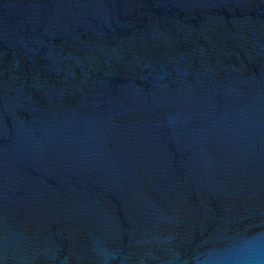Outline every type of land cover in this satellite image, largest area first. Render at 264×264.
Returning <instances> with one entry per match:
<instances>
[{
	"label": "water",
	"instance_id": "obj_1",
	"mask_svg": "<svg viewBox=\"0 0 264 264\" xmlns=\"http://www.w3.org/2000/svg\"><path fill=\"white\" fill-rule=\"evenodd\" d=\"M0 264H264V0H0Z\"/></svg>",
	"mask_w": 264,
	"mask_h": 264
}]
</instances>
